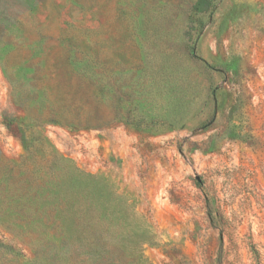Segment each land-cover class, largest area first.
Here are the masks:
<instances>
[{"label": "rangeland", "instance_id": "rangeland-1", "mask_svg": "<svg viewBox=\"0 0 264 264\" xmlns=\"http://www.w3.org/2000/svg\"><path fill=\"white\" fill-rule=\"evenodd\" d=\"M198 1L0 0V264H264V0ZM67 56L110 124L34 119Z\"/></svg>", "mask_w": 264, "mask_h": 264}, {"label": "trees", "instance_id": "trees-1", "mask_svg": "<svg viewBox=\"0 0 264 264\" xmlns=\"http://www.w3.org/2000/svg\"><path fill=\"white\" fill-rule=\"evenodd\" d=\"M207 2L208 0H199L195 5V10L202 11V6ZM79 47L92 48L86 43H63V48L69 52L76 51ZM74 64L75 61L67 56L62 65L64 73L61 76H55L50 72L47 74L46 95L49 102L45 106L42 116H36L37 110H35L34 119L38 121L41 118L48 123L71 128H98L110 124L107 111L92 101L94 90L91 87H85L80 80H77L78 76L73 69ZM28 120L30 124L33 123L30 119ZM6 126L15 136L19 137L26 152L31 153L33 140L30 139L26 130L29 125L23 126L21 121L16 118H6Z\"/></svg>", "mask_w": 264, "mask_h": 264}]
</instances>
